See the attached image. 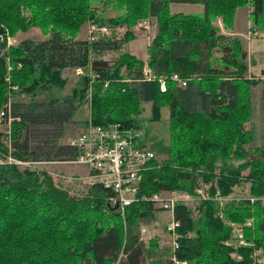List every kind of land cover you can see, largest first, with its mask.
<instances>
[{"label":"trees","instance_id":"1","mask_svg":"<svg viewBox=\"0 0 264 264\" xmlns=\"http://www.w3.org/2000/svg\"><path fill=\"white\" fill-rule=\"evenodd\" d=\"M172 3L200 4L204 13H172ZM243 7L250 9L251 30L264 33V0H0V112L5 122L12 119L10 139L0 135V264H251L252 254L261 250L259 264L264 144L255 146L252 122L254 89L264 81L248 78L243 41L214 24L222 17L231 30ZM105 8L118 14L105 18L100 15ZM143 19L157 23L147 61L123 51ZM89 22L127 32L121 39H78ZM32 29L43 39L8 44V35ZM109 52L120 54L110 61L103 57ZM146 65L156 80L145 78ZM70 69L84 74L64 94L63 73ZM174 75L187 85L179 86ZM161 77L167 79L165 92ZM89 101L90 115L77 121ZM259 101L264 121V89ZM144 104L151 105L154 121L169 107L171 154L152 161L141 194L193 195L209 186V198L199 200L195 210L175 206L178 238L169 257L158 238L148 243L142 238V225L160 210L151 201L133 203L122 214L110 204L113 192L100 184L75 196L47 172L7 161L8 156L33 164L73 161L78 152L61 142L69 126L79 133L91 118L94 125L140 128ZM242 184H249V198L222 205L219 196L230 197ZM240 234L245 245H238Z\"/></svg>","mask_w":264,"mask_h":264},{"label":"rangeland","instance_id":"2","mask_svg":"<svg viewBox=\"0 0 264 264\" xmlns=\"http://www.w3.org/2000/svg\"><path fill=\"white\" fill-rule=\"evenodd\" d=\"M99 7H103V4L99 5ZM172 13L176 12H182V13H193V14H202L203 6L200 4H192V3H172L171 6ZM249 7H243L239 8L236 11V16L238 17L237 25L238 29H241L242 31H246L247 38H250L251 36H254V32L251 30V28L248 30V28L245 29V26L247 25L246 21L248 18V12ZM118 13L114 10L108 8V9H102V12L100 15H102L105 18H109L112 16L117 15ZM91 24L95 23H86L82 26L81 30L79 31L77 38L81 40H89V30L91 27ZM214 24L221 28L222 32L225 34H228L231 30H227L224 27L223 19L222 17L216 18L214 21ZM235 24V20H234ZM106 26V25H104ZM252 26V25H251ZM111 28L112 34L110 37H115L117 39H121L124 34L127 32V29L123 26H107ZM225 31V32H224ZM228 31V32H227ZM157 33V23L155 19H143L141 20L136 27L134 28V35L135 38L131 40L129 43H127L124 46L125 52H130L132 54H135L138 58H141L142 60H147V47L151 42L153 41L155 35ZM264 35V33H262ZM244 44V47L246 48L245 44V38L239 37ZM8 44L9 45H16L21 40L26 39H32V40H42L43 36L37 29H32L28 32H18L15 36L8 35ZM258 41H255V44L257 45V49H259L256 54L254 53L253 60L257 63L260 61L264 63V53L262 49V45L264 44V39L259 38L255 39ZM120 53L117 52H109L105 53L103 57L107 60L113 61L118 58ZM217 57H221L220 54H215ZM125 68L122 69V74L124 73ZM84 74V72H83ZM83 74H78L75 70H66L63 73V78L68 81L66 90L64 94L71 93L73 87L76 85L77 81L79 80V77ZM249 79H254L255 77L249 72ZM259 80L264 81L263 75L259 78ZM262 89H264V83L261 85L255 87L254 91V98H253V107H254V117L252 126L254 128L255 134H256V140H255V146H260L264 144V121L261 120L260 115V94ZM144 113L138 118L140 129L142 132V138L145 142V145L147 149L151 152H153L157 158V161H163L170 158L171 154V144H170V131H169V117H170V109L169 107H163L160 111V120L154 121L152 120V112H151V105L150 104H144ZM83 111L82 114H79L76 116L77 121H81L84 119V116L90 115L91 110V102H86L82 105ZM2 112V111H1ZM0 112V135H8V138L11 136V122L12 119H10L8 122H5L2 119V113ZM78 129L75 127V125L69 126L68 132L66 136L62 139L63 144H69V140L75 136L78 133ZM10 139V138H9ZM8 139V140H9ZM6 144L9 146V141H6ZM7 161L11 163H15L14 161H17L13 159L11 156L7 157ZM19 162V161H17ZM232 162V161H230ZM234 165L237 164V162L233 161ZM19 167L23 168H30L31 170L36 171H45L48 174H50L55 182L61 186L62 188L68 190L70 194L75 196H83L88 192V189L92 184L95 182V179L92 178L89 174V168L85 165L80 164H71V163H56V162H50V163H15ZM152 167V166H151ZM149 171V170H148ZM209 186H205L204 188H199L196 190V193L199 190H202L203 192L208 193ZM196 193L191 194H173L169 193L167 194V197H174L177 199H183L187 196L190 197L189 201H187V205L195 210L196 207L199 204V200L197 199ZM249 198V184H242L240 187H236L234 190V193L230 197H221L219 196L220 202H222V205L229 200H244ZM252 225V220H248ZM243 235H238V238ZM158 238V247L160 248L161 252H167L166 256L169 257L170 250L176 243V239L178 238L177 234L175 233V229H173V215L171 212L158 210L155 213V218L153 220H149L147 224L142 225V238L143 240L148 243L153 238ZM243 241L244 236L242 237ZM240 239V238H239ZM246 242V241H244ZM239 245V244H238ZM262 254L261 250H256L255 253L252 254V262L251 264H257V256H260ZM260 262L259 264H264V258L258 259Z\"/></svg>","mask_w":264,"mask_h":264},{"label":"built area","instance_id":"3","mask_svg":"<svg viewBox=\"0 0 264 264\" xmlns=\"http://www.w3.org/2000/svg\"><path fill=\"white\" fill-rule=\"evenodd\" d=\"M111 34L112 31L109 27L91 24L89 40L94 41L102 37H110ZM76 72L83 74L82 69H76ZM144 76L148 80L157 79L147 65L144 68ZM171 79L179 86L184 87L187 85V81L180 79L178 75H174ZM158 81L161 91L165 92L167 90V79L161 77ZM69 145L78 152V157L73 161L60 163L87 166L90 176L95 179L93 184H100L105 189L113 192L110 204L114 207L118 204V210L122 214L133 203L151 201L155 208L171 212L173 215L176 205H187V201L190 199L188 196L183 199L167 197L169 192L157 193L152 197L141 194L143 175L151 168V163L156 159V156L147 149L142 138L141 129L134 125L115 123L100 126L94 125L90 118L88 125L69 140ZM196 196L198 200L207 199L209 193L199 190ZM250 224L248 222L247 225ZM177 226L178 223L174 221L173 217V229ZM242 237V235L239 237V245L246 244ZM175 263L187 264L176 260Z\"/></svg>","mask_w":264,"mask_h":264},{"label":"crops","instance_id":"4","mask_svg":"<svg viewBox=\"0 0 264 264\" xmlns=\"http://www.w3.org/2000/svg\"><path fill=\"white\" fill-rule=\"evenodd\" d=\"M176 13H182V12H176ZM204 13V6H203V10H202V14ZM186 14V13H184ZM191 14V13H189ZM201 15V14H199ZM238 17L236 16L235 18V24H234V29H232V31H230L228 34L229 35H232V36H236V37H242L245 38V44H246V50L248 51V55H249V61H250V73L255 77V78H259L262 76V73L264 71V63L263 62H255L253 60V56H254V53L256 54V52L259 50L257 49V45L255 44V41H258V40H255V39H259V38H263L264 39V35L261 33V32H255L254 33V36H251L250 38H247L246 36V31H242L241 29H238V25H237V19ZM247 25L245 26V29L248 28V30L251 28V21H250V18H249V12H248V18H247V21H246ZM225 32V31H224ZM228 32V31H227ZM226 33V32H225ZM262 49H263V52L264 53V44L262 45ZM144 61H147V60H144Z\"/></svg>","mask_w":264,"mask_h":264},{"label":"water","instance_id":"5","mask_svg":"<svg viewBox=\"0 0 264 264\" xmlns=\"http://www.w3.org/2000/svg\"><path fill=\"white\" fill-rule=\"evenodd\" d=\"M118 207H119V206H118V204H117V205L114 207V210H117V209H118Z\"/></svg>","mask_w":264,"mask_h":264}]
</instances>
